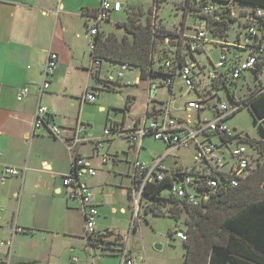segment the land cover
<instances>
[{
  "label": "crops",
  "instance_id": "0c3cea01",
  "mask_svg": "<svg viewBox=\"0 0 264 264\" xmlns=\"http://www.w3.org/2000/svg\"><path fill=\"white\" fill-rule=\"evenodd\" d=\"M182 1L186 0H174L173 8L182 11L179 7ZM120 2L123 3L124 11L127 6L146 9L156 3V7H161L163 3L161 0H152L151 3L142 0ZM99 4L100 0H0V162L16 166L22 171L17 176L0 180V264H98L94 246L115 250L118 255L121 253V249L116 247L101 246V240L88 241L84 235L79 200L68 198L61 183L62 176L70 171L74 149L71 150L69 145L78 120L87 125L88 136L92 138L77 145L74 151L86 157L96 172L93 176L83 177L98 204L96 231H117L125 244L123 247L128 250V241L116 224V214H125L128 206L134 215L130 203V185L126 188L121 186V179L117 188L121 194L117 195L111 188L112 184H109L110 188L107 187L111 183L108 179L110 171L105 173L101 168L111 161V170L115 167L114 174H118L122 173L120 167L123 162H127L123 173L131 181L136 151L123 137L113 136L104 142L103 147H99L98 151H103L98 154L93 147V139L103 132L95 134L90 118L83 116L85 103H88L81 99L85 88L94 91L96 97L101 90L118 89L114 84H108L109 79L112 81L110 76H102V63L96 70L92 69V56L88 63L77 57L75 42L88 31L87 25L92 24L84 10L96 11ZM106 22H110V18ZM49 50L58 53V66L48 78L50 86L39 97L40 71ZM91 78L97 81L95 85L91 83ZM138 79L146 82V100L141 113L125 117L134 100L132 94H127L126 105L122 109L124 117L107 119L104 128L109 124L128 127L143 117L146 92L149 88L152 91L153 83L149 78L141 79L139 74L134 83ZM22 87L28 88V93L22 100H17V92ZM158 88L156 85V90ZM37 104L46 106L52 115L51 120L61 127L58 137L51 135L45 128L33 126ZM99 108L104 109L101 105ZM117 137L128 144L126 157L114 146L113 141ZM143 145L142 141V148ZM101 154H106V162H102ZM50 189L57 194H65L63 198L60 197L63 207L55 205L53 194L47 192ZM135 230L133 224L130 231ZM8 242L10 244L5 245ZM185 248L181 264L185 262ZM128 255L136 264L135 255L132 252ZM102 261L100 259L99 262Z\"/></svg>",
  "mask_w": 264,
  "mask_h": 264
},
{
  "label": "built area",
  "instance_id": "2783aa9c",
  "mask_svg": "<svg viewBox=\"0 0 264 264\" xmlns=\"http://www.w3.org/2000/svg\"><path fill=\"white\" fill-rule=\"evenodd\" d=\"M195 1L192 33L175 32L178 34L173 44L170 37L164 38L165 50L162 53L165 56L161 59V70L164 74L159 77V83L168 88V100L155 101L156 93L151 97L149 88L146 92L145 112L138 122L128 127L109 124L104 128L102 135L93 139V147L97 151L113 136L123 137L136 151L129 186L134 217L139 215L141 206L157 203V200L149 199L145 193L151 184L169 179L171 183L164 188L169 190V194L164 195L163 190L159 196L177 198L195 207L207 201L219 186H238L239 182L257 170L262 162L263 152L259 144L239 131H228L225 123L236 111L246 107L252 97L264 92V81L260 80L264 73V8L242 9L241 12L238 8L236 13L232 11L230 15L235 19L239 15L244 18V29L242 37L239 30L235 39L229 40L227 35H214L210 21L220 20L219 13L224 6L222 1L231 3L232 0ZM122 9L123 3L120 0H100L95 15H86L93 24L89 25V34L95 35L96 25L105 22L112 13ZM243 11H246V14L242 15ZM211 51H217V59L214 61L210 55ZM58 56L53 50H49L46 55L40 71L39 97L50 86L48 78L58 66ZM200 56L209 59L208 68ZM91 60L92 69L97 70L101 62L92 58ZM126 68V64L121 65L122 71L118 73V77H123ZM246 73L251 77L243 84L245 91L240 97L230 95L227 84L232 82L237 85L241 78L247 77ZM177 79L180 80L181 88H184L183 95H179V98L183 99L182 105L174 102L171 97ZM249 81L254 84L251 85ZM224 89L230 97L229 104L219 95ZM27 93L28 88H20L16 95L17 100H22ZM186 93L194 95L184 98ZM95 98L94 91L84 89L81 97L83 101L93 103ZM178 111H185L186 117L179 116ZM192 113H195V117ZM51 118L52 115L46 106L36 105L33 126L45 128L51 135L58 137L61 127L55 125ZM88 135L87 125L78 120L71 135L70 149L75 150L77 145L90 141L92 138ZM144 137L161 140L165 145L164 151L153 155L149 163L138 156ZM214 138L215 142L212 140ZM191 148L192 163L187 166L180 162L178 153ZM74 150L70 171L62 176L61 183L68 198L79 200L84 220V235L91 242L96 238L95 220L99 211L94 195L84 183L83 177L93 176L96 172L88 159ZM100 158L102 162L107 160L106 154H101ZM168 160H171L172 164H169ZM21 172L16 166L0 162L1 181ZM184 232L175 227L170 235L185 242L187 236ZM9 244L10 242L5 245ZM120 264H135L126 247L121 249Z\"/></svg>",
  "mask_w": 264,
  "mask_h": 264
},
{
  "label": "rangeland",
  "instance_id": "374dc122",
  "mask_svg": "<svg viewBox=\"0 0 264 264\" xmlns=\"http://www.w3.org/2000/svg\"><path fill=\"white\" fill-rule=\"evenodd\" d=\"M144 3H151L152 0H142ZM174 0H161V7H156V4L153 6H149L146 9L143 7L136 8L137 6H127L126 10H121L119 13H112L110 16V22H101L97 26V30L104 34V37L108 35H112L114 38L119 40L122 39L124 35L123 29H120L118 26V22H127V21H135V24L146 23L148 20L151 22V29L164 28L166 30H170L172 32H183L184 34L192 33V23L194 22V17L192 12L196 9L195 0L182 1L179 3V7L182 9L176 10L173 8ZM160 4V1H159ZM240 9H246L245 5L238 6ZM237 7V8H238ZM246 11H243L244 15ZM244 18L242 16H238L237 19L233 22H229V27L226 29V35L229 40L235 39L237 36V32L240 30V36L243 35V24ZM115 23V24H114ZM93 25V24H92ZM89 28V25H87ZM176 35H172L170 37L171 44L176 42ZM130 36V35H129ZM128 36V37H129ZM131 37V36H130ZM92 36L88 31H85L84 35L76 40L77 45V53L78 58L83 60L84 62L89 61L91 57V45H92ZM155 45L153 46V61L152 65L156 69L159 62L161 61V57L165 56L162 53V45L164 41L161 39H155ZM212 60L217 59V51L210 52ZM157 58L160 60L158 61ZM201 61L206 63L207 68L209 67V59L207 57H202ZM157 60V61H156ZM102 76L103 77H111L112 81L109 79L108 84H114L118 89H110L100 91V95L95 98L94 103H85V113L84 117H89L94 126L95 134H102L104 125L108 123L107 119H122L124 117V113L122 109L124 105H126V96L127 94H132L134 100L132 102L131 108L129 112L125 113V117H129V114L135 115L141 113V109L145 104V91L146 82L143 80H137L134 83L135 78L138 76L139 71L134 67H127L124 70V77H118V73L122 71L121 65L118 63H112L108 61L102 62ZM206 68V69H207ZM246 78H241L239 83L235 85L232 82L227 84L229 89V94L234 97H240L242 93L245 91L243 84L248 81V77L251 75L246 73ZM94 77V76H93ZM114 79V80H113ZM260 80L264 81V73L261 75ZM129 81L130 83H127ZM153 83L158 84V89L156 90L155 101H164L166 102L169 98L168 88L166 86L160 85V78L157 77L152 79ZM251 85L254 83L249 81ZM91 83L95 85L97 81L95 78H91ZM64 88V87H63ZM75 88H78L76 86ZM91 88V86H90ZM89 89V88H88ZM184 88H181L180 80H176L175 88L172 90V100L180 105L183 104V99L179 98V95H183ZM194 93H186L184 98L192 97ZM220 97L226 101L228 104L230 103V97L227 94V90L224 89L222 92H219ZM99 105L103 106L104 109H100ZM81 114L83 112L82 108L80 109ZM179 116L186 117L185 111H178ZM195 117V113H192ZM257 120V121H256ZM226 126L228 131L234 133L236 131L241 132L243 136H248L250 138H254L257 141H264V133L260 128L258 117H256L249 107H244L236 111L230 118L226 121ZM214 142L216 138L212 139ZM143 148L140 152V159H147V163L150 162L153 155L161 153L165 149V145L161 140H155L150 137L143 138ZM114 146L117 150H119L124 157L127 155L125 152H128V144L122 138L114 139ZM100 150L98 151L102 153ZM119 152V153H120ZM180 156V162L184 165H191L193 154L192 148L190 150H183L178 153ZM97 158V157H96ZM133 156L130 154V160H132ZM98 159V158H97ZM129 161V160H128ZM169 164H172L171 160H168ZM127 162H123L120 169L122 173L114 174V169L111 170L112 167L111 161L107 166H103L101 170L110 171V175L108 179L112 184L111 188L117 193V195L121 194V190H117L121 179H123V187H128L131 181L128 175L125 173V167H127ZM116 170V169H115ZM124 172V173H123ZM122 174V175H120ZM110 188V187H108ZM48 194H53L55 205H59L63 207L61 203L60 197H64L65 194H57L52 191V189L47 191ZM164 195L169 194V190H164ZM149 205V204H148ZM148 205H143L140 207V212L138 215V219L134 216L132 217V213L128 206H126L125 214H116V224L119 227V231L125 235L126 240L128 241V253L132 252L135 255L137 260L136 264H181L184 259V242L178 240L176 238L170 237L171 230L175 227L186 230V226L182 224L184 219L188 220L189 215L185 211H183L182 216L180 218L179 223L175 224L174 218L169 215H155L152 212H148ZM162 209V208H161ZM132 210V208H131ZM163 210V209H162ZM134 218V220H132ZM134 221V222H133ZM136 226L135 231H130L132 225ZM160 243L161 247L156 248L155 244ZM93 251L95 252L96 259L98 264H119L121 261V253L119 255L113 250H108L107 248H100L97 246L93 247ZM119 251V250H118ZM91 259V258H90ZM102 259V263L99 262Z\"/></svg>",
  "mask_w": 264,
  "mask_h": 264
},
{
  "label": "trees",
  "instance_id": "16d2710c",
  "mask_svg": "<svg viewBox=\"0 0 264 264\" xmlns=\"http://www.w3.org/2000/svg\"><path fill=\"white\" fill-rule=\"evenodd\" d=\"M242 5L249 7L248 9L264 8V0H232L231 3H226L219 13L220 20L210 21L214 35H226L229 22L235 21L230 13ZM95 13L96 11L84 10L88 17H93ZM117 27L124 31L121 40L112 35L104 37L97 30L92 36L91 58L101 63L108 61L134 67L139 71L141 79L149 78L153 83L152 79L164 74L161 61L156 69L152 65L155 39L164 41L165 37L176 34L162 27L153 31L149 20L139 24H135V21L118 22ZM164 45L162 51L165 50ZM92 74L96 75L95 72ZM246 107L258 117L264 133V92L252 97ZM252 139L263 152L262 162L257 170L241 180L238 186H219L199 206L194 207L177 198L159 196L166 185L171 183L169 179L148 186L146 195L149 199L157 200V203L147 206L148 212L169 215L176 224L183 211L189 215L188 220L182 221L186 226L184 233L187 236L183 264H264V141Z\"/></svg>",
  "mask_w": 264,
  "mask_h": 264
},
{
  "label": "water",
  "instance_id": "95a60500",
  "mask_svg": "<svg viewBox=\"0 0 264 264\" xmlns=\"http://www.w3.org/2000/svg\"><path fill=\"white\" fill-rule=\"evenodd\" d=\"M236 13V11H234ZM156 90V84L153 83L152 84V91L150 93V96L153 97L154 96V91ZM180 182L182 181V179L180 178L179 180ZM95 237L98 239L99 237L101 238V242L100 245L104 246V247H109V246H115L117 249H122L123 246H125L124 243H122V241L119 238V233L117 231H115L114 233L112 232L111 234H108L107 230H99L98 232L96 231ZM119 239V241H118ZM103 241H106L105 243ZM116 242H119L116 245ZM156 248L161 247L160 243H156L155 244Z\"/></svg>",
  "mask_w": 264,
  "mask_h": 264
},
{
  "label": "flooded vegetation",
  "instance_id": "af4514ba",
  "mask_svg": "<svg viewBox=\"0 0 264 264\" xmlns=\"http://www.w3.org/2000/svg\"><path fill=\"white\" fill-rule=\"evenodd\" d=\"M108 234H111V233H108ZM97 240H101V238L99 237ZM118 241H119V239H118ZM104 243L106 242V241H103ZM119 242H116V245L118 244ZM94 244H97L96 242H94ZM115 247V246H114ZM113 247V248H114Z\"/></svg>",
  "mask_w": 264,
  "mask_h": 264
}]
</instances>
